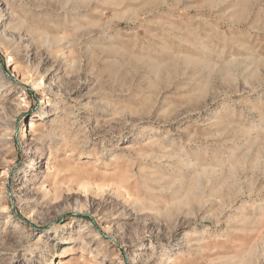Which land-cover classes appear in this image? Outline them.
<instances>
[{
	"label": "rangeland",
	"instance_id": "obj_1",
	"mask_svg": "<svg viewBox=\"0 0 264 264\" xmlns=\"http://www.w3.org/2000/svg\"><path fill=\"white\" fill-rule=\"evenodd\" d=\"M0 264H264V0H0Z\"/></svg>",
	"mask_w": 264,
	"mask_h": 264
},
{
	"label": "bare ground",
	"instance_id": "obj_2",
	"mask_svg": "<svg viewBox=\"0 0 264 264\" xmlns=\"http://www.w3.org/2000/svg\"><path fill=\"white\" fill-rule=\"evenodd\" d=\"M35 127L34 123L33 122H29V130H33ZM26 132V130H25Z\"/></svg>",
	"mask_w": 264,
	"mask_h": 264
}]
</instances>
